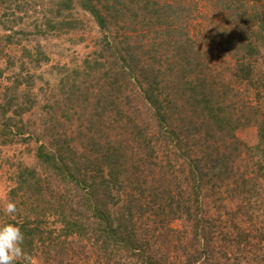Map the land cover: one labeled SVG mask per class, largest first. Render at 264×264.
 I'll return each mask as SVG.
<instances>
[{
    "label": "trees",
    "instance_id": "1",
    "mask_svg": "<svg viewBox=\"0 0 264 264\" xmlns=\"http://www.w3.org/2000/svg\"><path fill=\"white\" fill-rule=\"evenodd\" d=\"M0 1L20 20L21 0ZM73 1L105 33L96 56L63 84L60 114L79 123L68 134L50 114L41 133L23 137L16 117L32 101L24 95L29 106L13 109V94L1 104L0 144L36 145L34 164L16 166L7 193L16 212L0 208V223L18 225L25 252L46 264H165L182 239L193 262L210 251L209 204L242 202L257 176L244 170L248 148L235 131L254 125L264 153L263 2L207 0L209 31L193 32L184 4L195 0H53V19L36 33L74 29L61 16ZM1 38L14 43L11 33ZM209 43L229 75L213 65ZM177 220L191 229H175Z\"/></svg>",
    "mask_w": 264,
    "mask_h": 264
},
{
    "label": "rangeland",
    "instance_id": "2",
    "mask_svg": "<svg viewBox=\"0 0 264 264\" xmlns=\"http://www.w3.org/2000/svg\"><path fill=\"white\" fill-rule=\"evenodd\" d=\"M52 1L21 0L20 5H23L24 12H17V15L21 16L20 20L10 14L15 10L13 5L8 9L5 3L0 1V106L13 94L15 97L13 109H17L18 106H29L24 95L32 101L29 110L19 118L16 117V120L21 119L27 127L23 137L31 131L41 133L42 124L49 122L50 114L54 117L58 116L62 130L68 134L75 129L79 121L75 118L67 120L59 111L66 108L63 95L66 86L63 84L74 69H81L83 60L96 56L102 37L105 35L91 15L79 8L75 1L71 3L70 8L61 10V16L74 21V29L51 30L41 35L36 33L35 24L45 19H53L51 16L55 6L52 5ZM195 1L197 2L186 1L184 4L186 12L191 10L187 24L193 32L200 29L204 32L209 31L208 26L212 24L208 20L212 14L210 11L212 8L209 6L212 2ZM261 2L263 4L256 3L259 9L264 6V0ZM248 12L250 8L247 14ZM8 27L11 29L9 30ZM110 29H112L110 31L114 29L117 31L113 27ZM9 33L13 35L14 43L5 45L1 37L4 38V35ZM208 46L214 51L215 57L211 58L213 65L217 70H221L225 65L227 68L224 69L223 75H229V65L225 64L228 60L219 56L213 44L209 43ZM24 49L29 52V57L26 56ZM42 57L46 60H42ZM38 59H40L39 62L36 61ZM257 64L261 70H264L263 58H258ZM14 80L22 81L16 88V92H13L12 87ZM2 121L0 115V125ZM235 135L248 148L242 153L241 159H243L244 170L257 175L254 185L247 186L242 193L240 196L242 202H238L237 196L232 195L223 200L222 206L214 201L209 204V213L212 218L209 252H205L204 255H200L195 261L189 263L187 255L180 250L184 241L182 239V242L177 243L178 249L166 253L168 258L165 264H264V153L261 151L262 148L255 149L258 137L254 125L239 128L235 131ZM35 145L36 143L31 140L9 145L0 144V208L4 213L9 202L7 193L13 185L16 166L19 163L27 166L34 164ZM258 162L263 168L256 167ZM172 226L181 231L191 229L182 220L174 221ZM186 237L189 238V235ZM78 244L76 242L71 246L78 250ZM196 246L200 247V245ZM23 264L46 263L41 257L33 256L23 261Z\"/></svg>",
    "mask_w": 264,
    "mask_h": 264
},
{
    "label": "clouds",
    "instance_id": "3",
    "mask_svg": "<svg viewBox=\"0 0 264 264\" xmlns=\"http://www.w3.org/2000/svg\"><path fill=\"white\" fill-rule=\"evenodd\" d=\"M15 212V203L8 202L5 213L15 214ZM24 240V233L18 225L0 223V264H15L20 259H30L23 248Z\"/></svg>",
    "mask_w": 264,
    "mask_h": 264
}]
</instances>
